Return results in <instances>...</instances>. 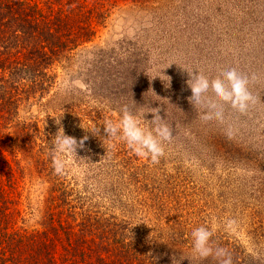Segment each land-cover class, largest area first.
Instances as JSON below:
<instances>
[{
    "label": "trees",
    "instance_id": "1",
    "mask_svg": "<svg viewBox=\"0 0 264 264\" xmlns=\"http://www.w3.org/2000/svg\"><path fill=\"white\" fill-rule=\"evenodd\" d=\"M118 3L0 0V264H172L174 256L177 264L185 258L182 264H215L191 252L190 233L201 220L146 216L170 212L174 202L185 208L172 186L179 180L174 171L126 152L118 139L105 140L103 124L113 117L100 104L120 95V86L140 87L141 81L96 42ZM60 70L80 79L86 90H62ZM124 95L129 103L133 94ZM115 104L118 113L126 106ZM61 128L78 144L87 136L84 147L54 156L52 138ZM97 128L98 134L89 132ZM56 159L62 162L59 172ZM70 161L101 178L88 179L111 183L108 204L102 200L105 190L93 194L78 183ZM143 165L151 176L138 172ZM138 199L141 209L135 212L130 207ZM134 213L147 218L139 227ZM136 227L142 234L155 232L154 238L140 240ZM222 237L213 232L214 244L226 249ZM227 250L237 264V247Z\"/></svg>",
    "mask_w": 264,
    "mask_h": 264
},
{
    "label": "rangeland",
    "instance_id": "2",
    "mask_svg": "<svg viewBox=\"0 0 264 264\" xmlns=\"http://www.w3.org/2000/svg\"><path fill=\"white\" fill-rule=\"evenodd\" d=\"M96 42L107 57L121 62L134 79H141L140 87L122 85L120 95L100 104L106 103L108 116L114 122L120 119L118 101L134 112L159 107L172 129L164 155L151 166L174 171L179 180L172 186L180 192L185 208H175L174 202L169 204L172 211L146 216L201 220L200 225L223 236L226 249L237 247V264H264V0H119ZM184 67L198 69L210 80L231 68L244 76L255 74L257 79L249 84L255 103L243 114L223 105L221 121L202 122L188 100L191 91ZM59 82L62 90H86L80 79L61 70ZM124 93L133 94L129 103ZM152 118L150 113L145 116ZM117 161L127 162L123 165L130 168L123 156ZM69 163L81 186L93 194L105 190L102 200L108 204L111 183L88 179L100 176L97 171L87 175L85 165ZM150 169L143 165L138 172L151 176ZM169 195L175 197L173 189ZM123 196L118 198L131 204L133 199ZM130 208L140 212L139 199ZM133 216L138 227L147 219L145 213ZM137 229L140 240L154 238L152 231L142 234Z\"/></svg>",
    "mask_w": 264,
    "mask_h": 264
},
{
    "label": "clouds",
    "instance_id": "3",
    "mask_svg": "<svg viewBox=\"0 0 264 264\" xmlns=\"http://www.w3.org/2000/svg\"><path fill=\"white\" fill-rule=\"evenodd\" d=\"M181 69L186 71L189 77L186 81L191 91V96L188 98L189 103L198 109L199 118L204 123L213 120L221 121L223 105H229L243 114L251 104L255 103V97L249 90L250 81L257 79L255 74L250 77L244 76L235 68H231L222 72L218 78L210 80L198 69L189 70L188 67ZM193 70H196V74ZM160 111L159 107H151L146 112L139 110L134 112L127 106L123 107L118 121L109 120L103 124L104 132L107 134L105 140L118 139L138 157L149 158L152 163H158L159 158L164 155L165 142L170 141L173 134L166 119L159 114ZM149 113L153 117L151 120L145 119ZM89 132L96 135L99 128ZM87 139L88 137L85 136L78 144L76 139L65 135L61 128L52 138L53 155L64 152L76 153L78 147H84ZM54 163L56 171L59 172L62 162L56 159ZM190 238L191 252L196 259L204 261L211 258L215 264H233L230 252L214 244L213 232L208 227L194 228L190 233ZM185 259H181L180 264ZM172 264H177L176 256L173 257Z\"/></svg>",
    "mask_w": 264,
    "mask_h": 264
}]
</instances>
